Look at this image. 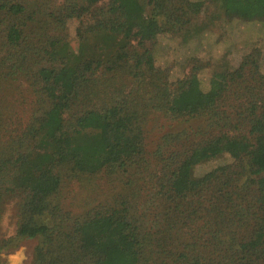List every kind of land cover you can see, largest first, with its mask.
I'll list each match as a JSON object with an SVG mask.
<instances>
[{"label":"trees","instance_id":"obj_1","mask_svg":"<svg viewBox=\"0 0 264 264\" xmlns=\"http://www.w3.org/2000/svg\"><path fill=\"white\" fill-rule=\"evenodd\" d=\"M209 2L264 23V0H0V213L16 199L18 217L0 251L30 238L35 264H264L257 53L204 93L203 67L174 81L156 65L157 40L210 33ZM76 16L91 24L73 50ZM69 180L88 182L79 210Z\"/></svg>","mask_w":264,"mask_h":264},{"label":"rangeland","instance_id":"obj_2","mask_svg":"<svg viewBox=\"0 0 264 264\" xmlns=\"http://www.w3.org/2000/svg\"><path fill=\"white\" fill-rule=\"evenodd\" d=\"M189 1L206 2V0ZM205 4L209 8L200 15L197 24L203 21L208 22L211 26L210 33H205L200 37L189 36L188 40L183 43H179L178 40H169L168 37L157 40L155 42L156 65L166 69L174 81L177 78L187 76L191 68L194 67L192 63L195 66L203 67L202 70H198V90L203 93L210 89L212 76L216 72H220L219 70L225 68V66H230L231 69L237 68L244 56L252 52L257 53L260 72L264 74V23H250L240 17L233 20H223L220 18L219 11L214 4L210 2ZM90 24V21H86L80 16H76L68 22V39L73 50L78 48L79 42L87 34ZM193 57H198L199 60L192 61L191 58ZM0 96L4 100V87H2ZM20 96L21 100H25V97H27L23 86ZM2 99H0V104L4 108ZM225 162L227 163V160L221 158L201 165L197 167L195 175L201 176L205 171L218 167ZM261 176L264 177V173ZM72 181H66L64 184L62 191L63 204L67 210H79L87 197L85 186L88 182ZM98 183L99 185L102 184L106 190L109 187L106 180ZM16 202V199L11 200L2 207L0 213V244H5L16 237L18 221ZM38 245V239L24 238L14 242L11 247L6 246L4 248L3 246L0 254L8 256L9 264H20V261H23L22 264H35L39 254L36 253ZM0 264H4V262Z\"/></svg>","mask_w":264,"mask_h":264},{"label":"flooded vegetation","instance_id":"obj_3","mask_svg":"<svg viewBox=\"0 0 264 264\" xmlns=\"http://www.w3.org/2000/svg\"><path fill=\"white\" fill-rule=\"evenodd\" d=\"M4 262V264H9L8 256L0 254V263ZM19 262V261H18ZM23 261H20V264H22Z\"/></svg>","mask_w":264,"mask_h":264}]
</instances>
